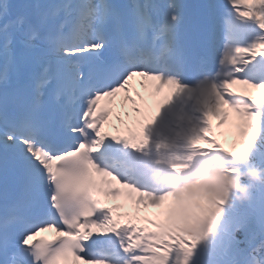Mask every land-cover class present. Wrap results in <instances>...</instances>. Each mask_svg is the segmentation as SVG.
Returning a JSON list of instances; mask_svg holds the SVG:
<instances>
[{
  "label": "snow or ice",
  "instance_id": "1",
  "mask_svg": "<svg viewBox=\"0 0 264 264\" xmlns=\"http://www.w3.org/2000/svg\"><path fill=\"white\" fill-rule=\"evenodd\" d=\"M241 164L264 169V0H0V264H190L229 198L184 182Z\"/></svg>",
  "mask_w": 264,
  "mask_h": 264
},
{
  "label": "clouds",
  "instance_id": "2",
  "mask_svg": "<svg viewBox=\"0 0 264 264\" xmlns=\"http://www.w3.org/2000/svg\"><path fill=\"white\" fill-rule=\"evenodd\" d=\"M224 168L223 165L203 166L191 177L190 181L186 180L184 184L188 188L193 186L207 188L214 195H227L228 198L241 200L247 197L252 183H264V169L249 166L244 171L231 173L225 171ZM213 178H218L217 188L213 187ZM242 181H248V183ZM173 191L179 196V190L176 186H173ZM184 212L189 220L194 221L199 213V207L188 204Z\"/></svg>",
  "mask_w": 264,
  "mask_h": 264
},
{
  "label": "rangeland",
  "instance_id": "3",
  "mask_svg": "<svg viewBox=\"0 0 264 264\" xmlns=\"http://www.w3.org/2000/svg\"><path fill=\"white\" fill-rule=\"evenodd\" d=\"M228 135H229L230 138H226V139H228L229 142L232 144V139L231 138L233 136L231 134H228ZM231 144H229L228 147H230ZM190 264H205L204 257L201 254H199L198 252L194 251V255L192 257V260L190 261Z\"/></svg>",
  "mask_w": 264,
  "mask_h": 264
},
{
  "label": "bare ground",
  "instance_id": "4",
  "mask_svg": "<svg viewBox=\"0 0 264 264\" xmlns=\"http://www.w3.org/2000/svg\"><path fill=\"white\" fill-rule=\"evenodd\" d=\"M137 90H138V87H137ZM144 92H145L144 95L147 96L148 93H147V90H146V89H144ZM120 102H121L120 100L117 102V109H118V107H119V105H120ZM150 102H151V101H150ZM125 107H128V106L125 105Z\"/></svg>",
  "mask_w": 264,
  "mask_h": 264
}]
</instances>
